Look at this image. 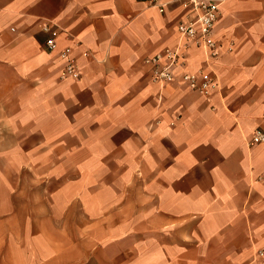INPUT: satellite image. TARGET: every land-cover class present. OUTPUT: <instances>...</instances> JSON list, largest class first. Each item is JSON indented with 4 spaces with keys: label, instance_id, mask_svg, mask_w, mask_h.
<instances>
[{
    "label": "crops",
    "instance_id": "0c3cea01",
    "mask_svg": "<svg viewBox=\"0 0 264 264\" xmlns=\"http://www.w3.org/2000/svg\"><path fill=\"white\" fill-rule=\"evenodd\" d=\"M161 1L164 13L147 0H0V130L12 127L49 165L32 173L75 175L58 190L74 189L67 204L91 223L40 263L16 240L0 242V264L264 262V143L249 144L264 130V0H219L214 59L181 37L186 10ZM47 21L61 29L52 53ZM67 47L77 79L61 76ZM175 47V80L161 83L145 60ZM210 70L219 86L208 96L182 79ZM100 174L88 201L83 176ZM47 219L28 214L22 231L15 213L0 225L46 238L36 221Z\"/></svg>",
    "mask_w": 264,
    "mask_h": 264
},
{
    "label": "rangeland",
    "instance_id": "374dc122",
    "mask_svg": "<svg viewBox=\"0 0 264 264\" xmlns=\"http://www.w3.org/2000/svg\"><path fill=\"white\" fill-rule=\"evenodd\" d=\"M13 128L15 129V127ZM14 137H16V134H14L12 127H3L0 130V218H6L8 215L15 213L18 214L21 220L18 224H20V230L23 231L25 226L29 225L28 221L26 222L28 214L36 215L38 219H42V216L46 215L48 219L44 222L42 220L36 221V229L46 231L47 236L46 238L41 236L30 237V235L20 234L19 231H16V233H19L18 236L14 232L10 234L11 225L16 223L6 222L5 225H0V242L3 244L8 242L9 244L13 239L16 240L18 244L24 246V249L28 248L29 252L34 254L36 262L40 263L47 259L52 252L59 251L58 243L65 246L71 240L82 237L81 234L89 233L91 223L83 219L88 218L90 214L84 210L83 205L68 206L69 200L75 196L74 189L66 190L68 186L65 185L59 193V184L74 180L75 175L72 173L51 174L44 172L37 175L32 173L30 167L38 166L39 170L41 168L44 170L49 165L43 162V158L32 159L28 152L30 148L23 142L14 140ZM65 161L72 165L69 160ZM70 161L74 160L70 159ZM54 168L57 169V166ZM92 176L84 175L82 179L84 184H88L84 188L88 201H90L91 193L95 191L94 188L91 189V183L98 181L104 183L105 181V174ZM118 180L122 181V178ZM102 195L105 198L106 192L104 191ZM64 214L69 218L67 222L60 220ZM75 218L82 220L78 219L76 221ZM61 229L64 232H60ZM99 233L101 236L107 232L103 229L102 231L99 230ZM86 245L90 246V243L86 242ZM261 250H264V247L258 249V257L264 258V255L260 254ZM101 256L102 259L108 257L105 252ZM258 263L264 264V262L257 259L254 264Z\"/></svg>",
    "mask_w": 264,
    "mask_h": 264
},
{
    "label": "built area",
    "instance_id": "2783aa9c",
    "mask_svg": "<svg viewBox=\"0 0 264 264\" xmlns=\"http://www.w3.org/2000/svg\"><path fill=\"white\" fill-rule=\"evenodd\" d=\"M150 6L157 7L161 13L166 11L168 3L161 0H147ZM178 3L184 10L185 16L178 22V31L182 38L202 47L208 59L218 57L220 44L214 38V28L219 18V0H171ZM42 30L49 33L46 40V48L52 53L57 47V37L60 27L52 22H44ZM73 47L63 49L59 54L63 61L62 78H79L80 67L73 57ZM88 54V52H85ZM184 56L181 48H167L164 52L146 58V62L152 65L153 77L161 83L175 80L173 68ZM182 79L191 90L208 96L209 92L219 86L218 75L215 71L183 72ZM264 143V130L257 128L253 131L249 144L251 146ZM264 255V250L260 251ZM262 264V263H258Z\"/></svg>",
    "mask_w": 264,
    "mask_h": 264
}]
</instances>
